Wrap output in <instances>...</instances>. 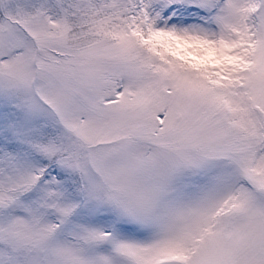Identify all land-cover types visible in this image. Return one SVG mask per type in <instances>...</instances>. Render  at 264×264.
I'll list each match as a JSON object with an SVG mask.
<instances>
[{"label": "snow or ice", "instance_id": "obj_1", "mask_svg": "<svg viewBox=\"0 0 264 264\" xmlns=\"http://www.w3.org/2000/svg\"><path fill=\"white\" fill-rule=\"evenodd\" d=\"M0 264H264V0H0Z\"/></svg>", "mask_w": 264, "mask_h": 264}]
</instances>
